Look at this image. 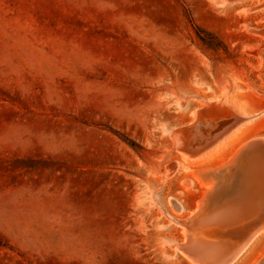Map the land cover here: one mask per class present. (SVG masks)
Listing matches in <instances>:
<instances>
[{
	"label": "rangeland",
	"instance_id": "rangeland-1",
	"mask_svg": "<svg viewBox=\"0 0 264 264\" xmlns=\"http://www.w3.org/2000/svg\"><path fill=\"white\" fill-rule=\"evenodd\" d=\"M261 29L264 0H0V264H189V167L230 140L169 132L231 103L264 137Z\"/></svg>",
	"mask_w": 264,
	"mask_h": 264
},
{
	"label": "bare ground",
	"instance_id": "bare-ground-1",
	"mask_svg": "<svg viewBox=\"0 0 264 264\" xmlns=\"http://www.w3.org/2000/svg\"><path fill=\"white\" fill-rule=\"evenodd\" d=\"M258 33L264 35L263 29ZM262 77L264 79V74ZM228 105L229 108L225 109L219 104H205L193 112L192 121L188 125L168 131L181 152L188 150L190 153L191 150L198 154L200 148H206L216 140L217 142L230 140L226 146L207 157H199L200 154L195 153L199 158L193 160V166L189 167L196 180L201 179L205 182L204 190L190 217L185 220L179 218L183 238L180 243L173 246L189 264H236L255 241L264 235V137L239 142L245 137L247 130L245 125L252 117L244 115L246 113L241 111L242 108L231 103ZM251 144L261 145L262 149H258V154L248 155L246 148ZM230 147L233 149L226 157L220 158L215 164L207 163L208 160L222 155ZM208 150L204 153H208ZM245 153L248 155L247 159L240 165L239 158ZM221 170H225L223 174L220 173ZM213 177L221 178L219 185H216ZM183 182L186 184L187 180L184 179ZM216 188L219 191L213 193ZM207 197L213 203L209 205L211 206L209 208L213 209L209 229L199 227L197 232L200 237L195 238L194 232L187 228V221L199 214L203 209V200ZM230 205L233 208L235 206L234 215L237 216L231 213ZM190 247L194 248V254L190 253ZM262 257L264 254L252 264L259 263ZM261 263L263 264L264 260Z\"/></svg>",
	"mask_w": 264,
	"mask_h": 264
},
{
	"label": "water",
	"instance_id": "water-1",
	"mask_svg": "<svg viewBox=\"0 0 264 264\" xmlns=\"http://www.w3.org/2000/svg\"><path fill=\"white\" fill-rule=\"evenodd\" d=\"M258 149H262V147H261V145H258V144H251V145H248L247 146V148H246V151H247V153H248V155H251V154H254L255 153V155L256 154H258V152L257 151H259ZM247 153H245L243 156H241L240 158H239V164L240 165H243L244 163H245V161H246V159H247V156L248 155H246ZM232 170H233V168H231ZM235 170H237L236 168H235ZM224 171L225 170H221L220 171V173L221 174H223L224 173ZM213 178H215V182H216V185H219V179H221V178H218L217 177V179H216V177H213ZM264 186V185H263ZM222 188V187H221ZM219 189V188H218ZM219 190H217V188L216 189H214L212 192L213 193H217ZM209 205H213V203L211 202V199L209 198V197H207L205 200H203V205H202V207H203V209L202 210H200V212H199V214L198 215H196V217H194V218H191V219H189L188 221H187V228L188 229H190V230H192V232H194V234H193V236L196 238H198V237H200L199 236V232H197V229L199 228V227H201V229L203 228V227H206V228H208L209 229V219H210V217H211V215H212V211H213V209L211 210V208H209V207H211V206H209ZM230 210H232V214H233V216H237V215H234L235 214V206H234V208H233V206L232 205H230ZM231 214V215H232ZM189 251H190V253L191 254H194L193 252H194V248H189Z\"/></svg>",
	"mask_w": 264,
	"mask_h": 264
}]
</instances>
